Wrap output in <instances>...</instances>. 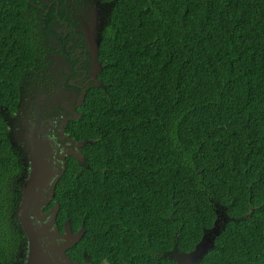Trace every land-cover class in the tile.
<instances>
[{"label":"trees","instance_id":"obj_1","mask_svg":"<svg viewBox=\"0 0 264 264\" xmlns=\"http://www.w3.org/2000/svg\"><path fill=\"white\" fill-rule=\"evenodd\" d=\"M100 1L102 86L67 127L84 162L68 158L54 190L59 230L84 227L66 255L177 264L218 221L198 264H264V0ZM34 3L0 0V112L41 64ZM21 168L0 114V264L25 248Z\"/></svg>","mask_w":264,"mask_h":264},{"label":"flooded vegetation","instance_id":"obj_2","mask_svg":"<svg viewBox=\"0 0 264 264\" xmlns=\"http://www.w3.org/2000/svg\"><path fill=\"white\" fill-rule=\"evenodd\" d=\"M35 1L37 4L33 6L49 16L45 29L43 23L37 24L43 49L41 64L22 81L15 110L0 112L7 125L11 148L22 164L18 204L22 185L31 171L30 150L34 144L38 142L40 154L49 158L55 176L63 173V167L66 170L67 159L72 158L68 153L77 151L67 127L81 118L80 109L87 92L102 86L99 74L103 67L98 55L95 60L92 49L94 52L97 43L99 50L101 33L112 6L111 2L100 0ZM39 17L44 19L43 14ZM42 192V200H49L48 190L44 188ZM55 202L53 198L43 207V212L48 213ZM23 245L18 264L26 260V239Z\"/></svg>","mask_w":264,"mask_h":264},{"label":"water","instance_id":"obj_3","mask_svg":"<svg viewBox=\"0 0 264 264\" xmlns=\"http://www.w3.org/2000/svg\"><path fill=\"white\" fill-rule=\"evenodd\" d=\"M93 56L96 60L98 44H95ZM100 86V83H99ZM72 141V140H71ZM77 151L68 154L78 163L84 162L83 154L79 149L85 142H74ZM34 144L30 150L31 171L28 180L22 185L21 197L15 212V217L26 239L27 256L24 264H82L71 260L66 252L71 249L84 235V227L72 233L69 222L64 223L62 232L56 224L59 210L57 202L48 213L43 212V207L53 201L54 188L62 177L53 175L48 157L40 154V147ZM38 149H37V148ZM48 190L49 200L43 198V189ZM33 216V218H31ZM215 222L214 227L205 233L201 240L189 252H178L173 256L177 264H198L203 257L213 249L215 237L219 235V227ZM88 264V263H83Z\"/></svg>","mask_w":264,"mask_h":264},{"label":"rangeland","instance_id":"obj_4","mask_svg":"<svg viewBox=\"0 0 264 264\" xmlns=\"http://www.w3.org/2000/svg\"><path fill=\"white\" fill-rule=\"evenodd\" d=\"M220 219H221L222 221L224 220V218H223L222 216L219 217V220H220ZM221 220H220V221H221Z\"/></svg>","mask_w":264,"mask_h":264}]
</instances>
